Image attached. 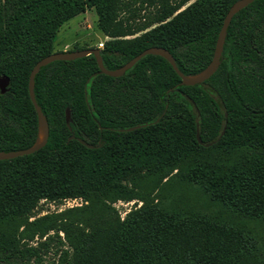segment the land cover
I'll return each mask as SVG.
<instances>
[{"label": "trees", "instance_id": "1", "mask_svg": "<svg viewBox=\"0 0 264 264\" xmlns=\"http://www.w3.org/2000/svg\"><path fill=\"white\" fill-rule=\"evenodd\" d=\"M234 1L0 0V150L36 140L29 72L88 6L107 68L163 46L194 74ZM98 70L89 53L35 74L49 134L0 159V264H264V0L232 16L202 82L182 83L154 53L119 76ZM118 200H133L123 216Z\"/></svg>", "mask_w": 264, "mask_h": 264}, {"label": "water", "instance_id": "2", "mask_svg": "<svg viewBox=\"0 0 264 264\" xmlns=\"http://www.w3.org/2000/svg\"><path fill=\"white\" fill-rule=\"evenodd\" d=\"M253 0H235L230 7L228 8L223 21L222 25L219 29L218 36L215 42L214 46V51L212 54V57L208 64L202 68L199 72L194 73V74H185L183 73L179 67L177 66L175 59L171 52L163 46H148L141 50L139 53L131 57L129 60H127L124 64L121 66H118L116 68H107L102 60V56L100 53V48L98 46H93V47H85V48H80V49H73V50H57L53 51L40 59H38L34 65L32 66L29 75H28V91H29V96L30 99L35 107L36 113H37V119H38V135L36 140L34 141L33 144L30 146L24 147V148H18L14 150H0V159L3 158H11L15 157L18 155H23V154H28L31 153L40 147H42L48 138L49 134V125L48 121L46 118V115L43 113L40 105L37 103L36 98H35V93H34V77L35 74L39 71L40 67L57 59H64V60H69V59H74L76 57H81L84 55H87L89 53H93L96 57V61L99 67V72L106 73L108 75L112 76H119L123 74L128 68L132 67L142 56L148 53H154V54H159L166 58L174 70L181 76V82L184 84H195L204 81L207 79L209 76L213 74V72L218 68L220 61H221V54L223 50V44L226 36V31L227 27L230 23V20L232 16L238 12L241 8L252 2ZM8 83V77L4 75H0V89L1 91L5 90L6 84ZM146 124V123H143ZM142 124H135L132 126H129L127 128H119L120 130L127 129L131 130L136 127L141 126ZM73 135L70 136L72 138ZM197 138L198 140L200 139V132L197 129ZM81 142L86 144L87 146H94L92 143L86 142L84 139L79 138Z\"/></svg>", "mask_w": 264, "mask_h": 264}, {"label": "rangeland", "instance_id": "3", "mask_svg": "<svg viewBox=\"0 0 264 264\" xmlns=\"http://www.w3.org/2000/svg\"><path fill=\"white\" fill-rule=\"evenodd\" d=\"M107 36L100 30L97 25V13L93 6H88L85 11L71 17L62 23L57 31L54 41V51L57 50H73L83 47L97 46L98 41H104ZM79 201V200H78ZM72 200H64L63 203L56 204L53 202L44 201L39 208L42 212L53 210L59 207L70 205ZM133 200L125 202L122 200L116 201L114 204L119 209L123 216L125 210L131 207ZM211 210L215 207L209 204ZM208 208V209H209Z\"/></svg>", "mask_w": 264, "mask_h": 264}, {"label": "built area", "instance_id": "4", "mask_svg": "<svg viewBox=\"0 0 264 264\" xmlns=\"http://www.w3.org/2000/svg\"><path fill=\"white\" fill-rule=\"evenodd\" d=\"M97 46L98 47L103 46V41L102 40L98 41ZM65 200H72L73 202L70 203V205L81 204V202H82V198H80V197H78V198L77 197H75V198H67Z\"/></svg>", "mask_w": 264, "mask_h": 264}, {"label": "crops", "instance_id": "5", "mask_svg": "<svg viewBox=\"0 0 264 264\" xmlns=\"http://www.w3.org/2000/svg\"><path fill=\"white\" fill-rule=\"evenodd\" d=\"M63 50H65V49H63Z\"/></svg>", "mask_w": 264, "mask_h": 264}]
</instances>
